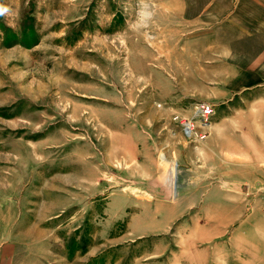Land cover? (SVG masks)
<instances>
[{"label":"rangeland","instance_id":"374dc122","mask_svg":"<svg viewBox=\"0 0 264 264\" xmlns=\"http://www.w3.org/2000/svg\"><path fill=\"white\" fill-rule=\"evenodd\" d=\"M150 2L177 1L0 0V264H264V0H184L215 30L176 43L184 81L141 79ZM199 104L204 141L172 119Z\"/></svg>","mask_w":264,"mask_h":264},{"label":"crops","instance_id":"0c3cea01","mask_svg":"<svg viewBox=\"0 0 264 264\" xmlns=\"http://www.w3.org/2000/svg\"><path fill=\"white\" fill-rule=\"evenodd\" d=\"M173 1H177L175 5L172 4L171 6L165 7L162 10L157 9L154 3L150 2V4H148L146 7L147 9L142 10V17L140 21L137 22V28L142 32V41H146V43L151 46L152 57L155 60V62L153 63L154 66L151 67L149 66V64L147 65L146 63L143 64L144 62L142 63L143 75L141 76V79L144 80V78H150L157 80H170L168 74L175 73V77L183 81L187 80L188 78H194L197 80H207L208 76L204 72L199 71L197 69L195 71V75H193L192 72L190 73L185 69L184 62L182 63L178 59V57H176L177 54L175 47L176 43L180 40L186 41L192 40L193 38L201 39V36L214 33L215 30H213L211 26L204 27L201 25L196 27L195 29H192L193 22L204 21L206 23H209V21L203 19V13L197 14L193 17L187 16L184 0ZM237 3L238 1L230 10L222 14L219 19L213 22L215 23V26H217V37H220V34L218 32L220 26L226 28L225 30H222V41L228 40V42H232V49L230 48L229 51H225V53L224 50H221V55H227V57L230 59L235 57L233 50V45L235 44V41L244 39L246 35L248 36V34H246L245 36H238V33L244 30L243 23L245 22L237 16L239 15V12L241 10L239 9L240 6H237ZM142 7H144V4ZM223 42L221 43L223 44ZM147 44H142L143 50L144 47L147 46ZM229 45L231 44H228V46ZM221 60H224V62L222 63L225 64V59L221 58ZM221 68V71L217 73V80H235L240 76V73L242 72L241 68L232 67L231 73L224 72V67ZM164 208L171 215V209H169L168 206ZM160 212L161 211L153 214L152 216L156 219L159 217Z\"/></svg>","mask_w":264,"mask_h":264},{"label":"built area","instance_id":"2783aa9c","mask_svg":"<svg viewBox=\"0 0 264 264\" xmlns=\"http://www.w3.org/2000/svg\"><path fill=\"white\" fill-rule=\"evenodd\" d=\"M212 111L209 105L199 104L194 111L195 117L188 118L179 114H174L172 119L174 122L180 124L185 137L190 140L196 139L204 141L208 135L204 126L208 124V119L213 113Z\"/></svg>","mask_w":264,"mask_h":264},{"label":"bare ground","instance_id":"6f19581e","mask_svg":"<svg viewBox=\"0 0 264 264\" xmlns=\"http://www.w3.org/2000/svg\"><path fill=\"white\" fill-rule=\"evenodd\" d=\"M63 115V114H62ZM171 177H173V176H171ZM173 183H175V178H174V180H173Z\"/></svg>","mask_w":264,"mask_h":264},{"label":"clouds","instance_id":"9594fccd","mask_svg":"<svg viewBox=\"0 0 264 264\" xmlns=\"http://www.w3.org/2000/svg\"><path fill=\"white\" fill-rule=\"evenodd\" d=\"M0 14H2V12H0Z\"/></svg>","mask_w":264,"mask_h":264}]
</instances>
